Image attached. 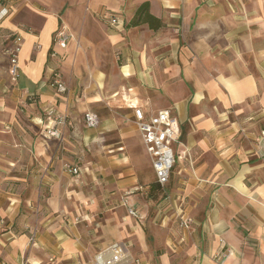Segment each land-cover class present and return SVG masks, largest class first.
<instances>
[{"label": "crops", "instance_id": "crops-1", "mask_svg": "<svg viewBox=\"0 0 264 264\" xmlns=\"http://www.w3.org/2000/svg\"><path fill=\"white\" fill-rule=\"evenodd\" d=\"M142 2L160 27L127 25ZM3 6L0 259L93 264L118 243L141 264H264V0ZM61 26L71 34L65 48L53 40ZM101 26L106 47L123 60H112L109 83L99 69L84 76L72 43L80 34L86 47V30ZM16 35L12 80L4 48ZM53 73L65 91L51 86ZM135 107L145 115L169 108L179 124L173 171L160 191L130 121ZM48 110L65 118L57 137L42 129ZM85 111L98 116L96 127L84 125ZM63 163L82 169L81 178ZM84 175L90 185L81 184ZM180 215L191 218L188 228Z\"/></svg>", "mask_w": 264, "mask_h": 264}, {"label": "built area", "instance_id": "built-area-1", "mask_svg": "<svg viewBox=\"0 0 264 264\" xmlns=\"http://www.w3.org/2000/svg\"><path fill=\"white\" fill-rule=\"evenodd\" d=\"M7 8L0 9V19L6 16ZM71 34L64 26L59 27L54 33V44L59 48H65ZM22 38L19 35L14 36L9 44L4 48V53L9 60V73L14 80L17 74V56L21 49ZM51 86L57 91L66 90L64 82L60 79L58 73H53L50 81ZM63 116L53 114L48 110L43 124V131L47 136H59L56 126L63 124ZM130 121L135 125L145 150L149 156L152 169L154 171L156 182L163 187L169 180L170 172L174 164L173 145L179 140L180 130L177 119L173 116L172 110L160 109L150 115H145L140 107H135L132 111ZM84 125L88 128H94L99 124L98 116L91 112L83 113ZM63 169L72 175H78L80 168L69 163H63ZM128 214L136 216L133 209L128 208ZM191 218L179 216V224L183 228H188ZM28 245L34 246V235L28 238ZM0 264L6 262L0 259ZM19 264H32L25 254H22ZM93 264H141L138 257H133L121 244L114 243L100 250L93 256Z\"/></svg>", "mask_w": 264, "mask_h": 264}, {"label": "rangeland", "instance_id": "rangeland-1", "mask_svg": "<svg viewBox=\"0 0 264 264\" xmlns=\"http://www.w3.org/2000/svg\"><path fill=\"white\" fill-rule=\"evenodd\" d=\"M104 30L106 31V28L103 29L102 26L99 29L88 28L85 32V36L87 37L86 39L90 40L92 43H89V45H87L86 47L81 48L80 46V43H79L80 34L72 35V43L74 44V48H75L74 51L76 52L75 56L78 54L76 57L78 58V63L81 68L80 70L84 72V76L85 77L89 76L91 72V68L99 69L101 71L107 72L106 81L107 83H109L113 81V78H110V75L113 72L112 60H114V65H115V62H116V65H119V63H121L123 60H122V56L117 51L108 49L106 47ZM173 150L176 151L175 145L173 147ZM81 173H82V169L78 175H72V174L71 175L73 177L81 178L82 176ZM83 179L84 181L80 180L81 184L85 186L91 184L90 182L91 179L87 181L85 175L83 176ZM23 215H26V214H23Z\"/></svg>", "mask_w": 264, "mask_h": 264}, {"label": "trees", "instance_id": "trees-1", "mask_svg": "<svg viewBox=\"0 0 264 264\" xmlns=\"http://www.w3.org/2000/svg\"><path fill=\"white\" fill-rule=\"evenodd\" d=\"M142 23H147L152 29L160 27L161 22L155 16H153L148 10V2H142L136 9L134 16L127 25L135 26ZM157 189L160 191L161 188L156 182Z\"/></svg>", "mask_w": 264, "mask_h": 264}, {"label": "bare ground", "instance_id": "bare-ground-1", "mask_svg": "<svg viewBox=\"0 0 264 264\" xmlns=\"http://www.w3.org/2000/svg\"><path fill=\"white\" fill-rule=\"evenodd\" d=\"M78 73V72H77ZM115 151V150H114ZM63 209V208H62Z\"/></svg>", "mask_w": 264, "mask_h": 264}]
</instances>
